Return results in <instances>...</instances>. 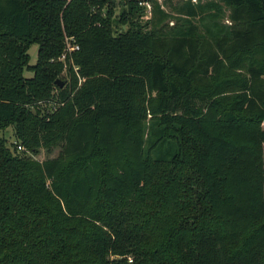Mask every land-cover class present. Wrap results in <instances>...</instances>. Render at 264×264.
<instances>
[{"label":"trees","instance_id":"16d2710c","mask_svg":"<svg viewBox=\"0 0 264 264\" xmlns=\"http://www.w3.org/2000/svg\"><path fill=\"white\" fill-rule=\"evenodd\" d=\"M138 1L0 0V264H264V0Z\"/></svg>","mask_w":264,"mask_h":264},{"label":"rangeland","instance_id":"374dc122","mask_svg":"<svg viewBox=\"0 0 264 264\" xmlns=\"http://www.w3.org/2000/svg\"><path fill=\"white\" fill-rule=\"evenodd\" d=\"M160 1V0H158ZM116 2H118V0H116ZM119 7L117 6L115 9V14L118 15L119 13ZM149 16V14L147 13L146 15H144V18H147ZM122 26H120V30L125 29L126 25L121 24ZM119 26V25H118ZM37 44H32L29 49L27 50V53L29 54V64L32 65L36 62V58H37ZM24 76L26 77H31L33 76V71L32 70H24L23 72ZM60 81H64L65 79L63 78V75H61V77H59ZM262 127L264 128V122L262 123ZM0 136H3L6 138V142L7 145L12 149V146H10V143H12L14 141V137H13V129L12 126H8L3 130H0ZM263 150H264V144H263ZM21 151H23V148H19L17 149V154L21 153ZM57 149H55L54 151H52L51 153L46 152L45 149H40L37 152H32L27 150L25 152V155L38 159V160H43L47 157H53L57 155Z\"/></svg>","mask_w":264,"mask_h":264},{"label":"built area","instance_id":"2783aa9c","mask_svg":"<svg viewBox=\"0 0 264 264\" xmlns=\"http://www.w3.org/2000/svg\"><path fill=\"white\" fill-rule=\"evenodd\" d=\"M138 3H139V5H142V6L145 7V12H146V14H147V13L150 14L151 3H150L149 0H139ZM76 49H78V45L75 44V43H71V42L69 41V39H66L65 53H63V54L61 55L60 58L63 59L67 52L70 53L71 51L76 50ZM19 148H22V147L18 145V146H17V149H19Z\"/></svg>","mask_w":264,"mask_h":264},{"label":"water","instance_id":"95a60500","mask_svg":"<svg viewBox=\"0 0 264 264\" xmlns=\"http://www.w3.org/2000/svg\"><path fill=\"white\" fill-rule=\"evenodd\" d=\"M56 84H58L59 87H62L64 84V81H59L58 79H56Z\"/></svg>","mask_w":264,"mask_h":264}]
</instances>
